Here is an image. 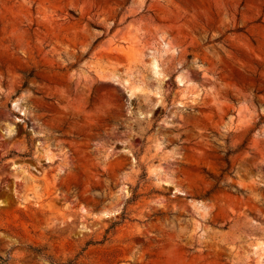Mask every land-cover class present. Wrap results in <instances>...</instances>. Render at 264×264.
<instances>
[{"label":"rangeland","instance_id":"374dc122","mask_svg":"<svg viewBox=\"0 0 264 264\" xmlns=\"http://www.w3.org/2000/svg\"><path fill=\"white\" fill-rule=\"evenodd\" d=\"M0 264H264V0H0Z\"/></svg>","mask_w":264,"mask_h":264}]
</instances>
